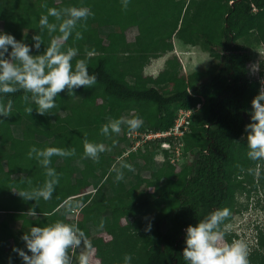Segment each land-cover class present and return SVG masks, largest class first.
I'll return each instance as SVG.
<instances>
[{
    "label": "trees",
    "instance_id": "trees-1",
    "mask_svg": "<svg viewBox=\"0 0 264 264\" xmlns=\"http://www.w3.org/2000/svg\"><path fill=\"white\" fill-rule=\"evenodd\" d=\"M45 3L57 9H91L93 15L77 24L82 38L76 39L73 33L60 43L63 49H78L73 65L86 58L97 82L76 89L74 95L67 90L58 93L57 107L43 115L36 112L34 102L24 100L23 90L0 99L3 106L11 101L8 115L0 117V264H8L9 257L12 264H22L12 251L24 248L21 236L31 226L44 227L58 219L76 223L88 238L93 231L109 236L108 241L104 236L91 241L100 248L103 264H123L125 254L132 256L131 264H186L182 256L186 227L222 208L231 213L224 225L231 222L238 212L236 195L255 188L258 166L256 179L264 182V159L248 157L244 138L251 100L260 91L249 79L248 64L264 41V28L257 30L264 20L253 12L264 11V0H129L127 9L121 0H0V30L29 44L34 34L41 35L42 52L60 35L58 31L49 34L47 29L40 32L38 21L47 13ZM49 22L59 23L53 17ZM131 29L137 32L133 41L126 36ZM173 37L207 51L215 60L212 68L186 76L168 74L163 85L142 78L143 64L151 56L172 51ZM112 41L117 43L111 45ZM87 52L93 54L86 56ZM29 106L31 113L26 110ZM179 110L192 111L188 131L176 140L146 141L130 153L133 158L122 157L120 151V145L128 141L126 124L121 125L120 136L100 132L110 119L136 116L143 120L138 131L164 132L173 126ZM85 119L100 123L77 125ZM85 139L104 144L98 161L83 155ZM163 140L182 144L177 170L168 168L170 150L165 151L163 162L154 160L153 153ZM241 140L244 145L237 159ZM33 145L75 149L73 156L51 158L50 166L60 175L47 201H28L17 194L42 187L47 179L44 168L28 156ZM121 162L132 164L134 170L121 169ZM117 171L123 172L119 181ZM146 176L152 184L162 180L167 184L137 194ZM33 179L39 185L34 186ZM82 179L90 185L79 184ZM166 197L178 202L170 215L164 211ZM30 208L36 217L26 215ZM145 212H153L148 218L151 231H145L146 219L120 223L122 217ZM256 234L257 249L258 245L264 249V228L259 222ZM259 254L249 255V264H264V254Z\"/></svg>",
    "mask_w": 264,
    "mask_h": 264
},
{
    "label": "clouds",
    "instance_id": "clouds-1",
    "mask_svg": "<svg viewBox=\"0 0 264 264\" xmlns=\"http://www.w3.org/2000/svg\"><path fill=\"white\" fill-rule=\"evenodd\" d=\"M128 4L129 0H121L123 9H127ZM42 6L47 8V13L41 14L39 18L40 32L43 33L47 29L49 34L57 31L60 33L42 52L40 51L43 43L41 35L34 34L31 38L33 43L29 44L23 39L17 40L12 34L0 30V99L3 98V94L23 90L24 100L34 102L36 112L41 115L57 107L58 93L67 90L68 95H74L76 89L82 86L90 88L97 82V76L89 73L86 58L77 59L73 65L72 61L74 57H77L78 49L74 47L63 49L60 43V41H66L73 33L76 39L82 38V33L76 30L77 24L93 15L91 9L85 6L57 9L48 7L46 3ZM49 17H53L59 23L49 22ZM92 54L87 52L86 56ZM10 108L11 101L7 106L0 105V117L7 116ZM26 110L31 113L33 108L29 106ZM249 117L250 121L244 127L247 155L251 160L264 159V87L251 100ZM122 124H126L130 131H135L142 126L143 120L139 116L110 119L109 123L101 126L100 132L105 136L112 133L118 134ZM167 142L163 140L160 148L155 149L154 157L157 154L156 151L162 155V159L157 162L165 160V151L171 147L169 142L168 146H164ZM179 145L182 144L179 143L176 146ZM83 147L84 156L94 161H98L99 154L105 151L103 143H94L87 139L84 140ZM73 155H75V149L59 147L41 149L31 146L28 156L34 158L44 168L47 179L42 187L30 191L22 190L17 194L28 201L41 198L45 201L50 200L60 175L50 166L51 158ZM120 168L134 170L133 165L127 162H121ZM115 179L117 181L123 179V172L117 171ZM26 215L36 217L37 212L34 208H30ZM230 215L228 208L216 209L195 225L190 224L186 227L185 247L182 250L186 264H249V249L245 241L236 239L228 243L224 239L223 225ZM146 220L145 231H151L152 222L148 218ZM21 240L24 242V248L13 247L12 251L21 259L22 264H76L74 254L78 250V264H90L89 250L92 245L86 233L76 223L58 219L44 227L31 226L21 236ZM131 261L132 256L125 254L123 264H131ZM8 264H12L11 257Z\"/></svg>",
    "mask_w": 264,
    "mask_h": 264
},
{
    "label": "rangeland",
    "instance_id": "rangeland-1",
    "mask_svg": "<svg viewBox=\"0 0 264 264\" xmlns=\"http://www.w3.org/2000/svg\"><path fill=\"white\" fill-rule=\"evenodd\" d=\"M44 1V0H39ZM28 7H25V10H27ZM258 20L263 19L264 20V11H257L254 10L253 12ZM126 15H132L131 13H127ZM135 18V16H132ZM92 19L93 16H91ZM262 20V21H263ZM103 24L105 26L108 25V21L103 18ZM264 28V23L257 25V30H261ZM136 30L131 29L126 33L127 40L133 41L134 37L136 35ZM172 51H166L161 55L157 56H151L148 61L143 64L141 68V77L144 79H148L150 82H157L160 85H163L164 81L163 78L168 76V74H174V75H184L200 70V71H207L212 68L214 65V59L209 55L207 51H204L197 46H193L187 43L182 42L181 40H177L174 37L172 38ZM165 39H163L164 41ZM62 42V41H60ZM165 42H168L165 40ZM117 42L112 41L111 45H115ZM253 60V61H252ZM251 60V62L248 64V71H249V79L250 81H255L259 87H264V41L260 43L255 50L254 58ZM251 105V104H250ZM249 105V106H250ZM248 104H246V107H249ZM248 111H251L249 108ZM67 122H71L70 117H66ZM99 119H94L92 121H88L87 119L83 120L82 122L78 123V126H84V125H90V124H99ZM122 131L118 133L120 136ZM127 139V138H126ZM130 145V146H129ZM141 145V144H140ZM140 145H138L136 148H138ZM244 142L243 140L239 141L237 147H236V157L237 159H240V156L242 154V148H243ZM132 146H135V140L128 139V141L123 142L120 145V151L122 152V157H130L133 158V154H130V151ZM181 145L178 147L176 145H171L170 151L172 153L169 156V166L168 168L170 170H177L176 167L179 163H181ZM160 148V146H159ZM134 152V151H133ZM157 152V159H161V154L159 151ZM83 155H84V148H83ZM154 156V153H153ZM185 158V157H184ZM123 159V158H122ZM157 161V160H156ZM240 162V161H239ZM53 167V166H51ZM260 166L257 167V171L255 172V188L250 189L249 193L245 194H237L236 195V201H237V211L231 222L225 224L224 231H225V241L228 243H231L233 240L241 239L244 240L245 243L248 245L249 249V255H251L253 252L260 253L259 255L264 254V249L260 248L258 245H256V241L258 238L256 234V225H258V222L261 223L262 228H264V182L259 183V180L257 178V173ZM264 168V167H263ZM147 179L145 183L138 189L137 194L142 193H150L153 192L156 187H161L166 185V181L162 180L158 185L150 183L149 176H146ZM82 181L79 184L85 185L88 187L90 185L88 182H86L85 179L80 180ZM32 183L34 186L39 185V181L36 179L32 180ZM166 183V184H165ZM92 185L87 188L88 191L91 190ZM59 190V188H57ZM109 195V193H107ZM57 200L55 199V202ZM163 203L166 205L164 211L166 215H170L173 213V210L177 207V201L173 197H166L163 199ZM76 210V209H75ZM73 209V211H75ZM72 211V213H73ZM71 213V212H70ZM153 212H145V213H134L125 217H122L120 220L121 225H126L127 223H130L132 221H140L142 219L151 218V215ZM101 232H95L93 231L92 236L89 237V241L91 243L93 238H96L100 236H104L105 241H108L109 236L100 234ZM101 252L100 248H97V246H92L91 250H89L90 254V264H103L100 261L99 253ZM78 255L79 250L76 254H74V262L78 264ZM248 255V257H249Z\"/></svg>",
    "mask_w": 264,
    "mask_h": 264
},
{
    "label": "built area",
    "instance_id": "built-area-1",
    "mask_svg": "<svg viewBox=\"0 0 264 264\" xmlns=\"http://www.w3.org/2000/svg\"><path fill=\"white\" fill-rule=\"evenodd\" d=\"M262 87H260L261 90ZM192 114L191 110H179L177 113V116L174 120L173 126L165 131V132H140L138 130L135 131H127L125 133V136L127 139L135 140V146H132L130 153L135 151L138 145L143 144L146 141H154L159 138H170L173 137L176 139V137H181L185 134L186 131H188L189 124H190V116ZM164 146H168V142L164 144ZM157 154H155V159ZM162 159V155L160 156Z\"/></svg>",
    "mask_w": 264,
    "mask_h": 264
}]
</instances>
